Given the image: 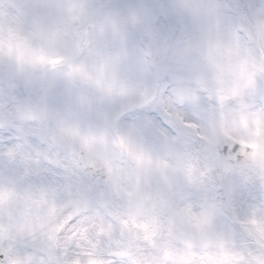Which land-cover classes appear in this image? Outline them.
<instances>
[{
	"label": "clouds",
	"instance_id": "9594fccd",
	"mask_svg": "<svg viewBox=\"0 0 264 264\" xmlns=\"http://www.w3.org/2000/svg\"><path fill=\"white\" fill-rule=\"evenodd\" d=\"M0 264H264V0H0Z\"/></svg>",
	"mask_w": 264,
	"mask_h": 264
},
{
	"label": "snow or ice",
	"instance_id": "6c2138e0",
	"mask_svg": "<svg viewBox=\"0 0 264 264\" xmlns=\"http://www.w3.org/2000/svg\"><path fill=\"white\" fill-rule=\"evenodd\" d=\"M41 59H43V57H41ZM53 62H55V61H53Z\"/></svg>",
	"mask_w": 264,
	"mask_h": 264
}]
</instances>
